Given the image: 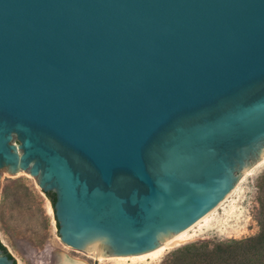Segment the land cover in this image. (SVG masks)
Instances as JSON below:
<instances>
[{
  "label": "water",
  "instance_id": "water-1",
  "mask_svg": "<svg viewBox=\"0 0 264 264\" xmlns=\"http://www.w3.org/2000/svg\"><path fill=\"white\" fill-rule=\"evenodd\" d=\"M263 158L264 0H0V180L63 245L150 252Z\"/></svg>",
  "mask_w": 264,
  "mask_h": 264
},
{
  "label": "rangeland",
  "instance_id": "rangeland-1",
  "mask_svg": "<svg viewBox=\"0 0 264 264\" xmlns=\"http://www.w3.org/2000/svg\"><path fill=\"white\" fill-rule=\"evenodd\" d=\"M250 171L235 186V191L215 209L210 220L189 232L192 235L190 241L166 249L153 259L150 256H128L125 259L107 257L108 260L103 261L90 258L60 242L49 200L37 187L35 178L25 172L9 176L2 171L0 243L16 264H58L64 256L82 264H160L170 252L184 245L239 240L258 233L264 162Z\"/></svg>",
  "mask_w": 264,
  "mask_h": 264
},
{
  "label": "trees",
  "instance_id": "trees-1",
  "mask_svg": "<svg viewBox=\"0 0 264 264\" xmlns=\"http://www.w3.org/2000/svg\"><path fill=\"white\" fill-rule=\"evenodd\" d=\"M262 189L257 234L239 240L184 245L170 252L160 264H264V184ZM46 196L53 205V194ZM0 249L12 258L1 243Z\"/></svg>",
  "mask_w": 264,
  "mask_h": 264
},
{
  "label": "bare ground",
  "instance_id": "bare-ground-1",
  "mask_svg": "<svg viewBox=\"0 0 264 264\" xmlns=\"http://www.w3.org/2000/svg\"><path fill=\"white\" fill-rule=\"evenodd\" d=\"M264 162V158L262 161H260L258 163V165H255V166H259V164H263ZM254 168V167H253ZM251 172V171H249ZM249 172L247 174H249ZM246 174V175H247ZM251 174V173H250ZM245 177V176H244ZM235 191V190H234ZM232 191V192H234ZM220 206V205H219ZM215 212V209L210 212L208 215H206L205 217H203L200 221H198L195 225H193L194 227H190V229H187L185 230L183 233H181L176 239H173V240H170V241H166L165 243L161 244L158 248L150 251V252H147V253H144V254H140V255H133V256H130L131 257H145V256H150L152 257L151 259L153 258H157L159 255H161L164 251H166V249H171V248H175V246L177 247L178 245L180 244H185V242L187 241H190L189 239L191 238L192 235H189V232L191 230H193V228L197 227V226H200L202 223H206L210 220L211 216L214 214ZM88 257L90 258H94L95 260L97 261H103V260H108V258L110 257H104L102 255H98L96 257L95 253H88L87 254ZM112 259L113 258H116V259H125V258H129L128 256H119V257H111ZM110 258V259H111ZM59 264H82V263H79V262H76V261H72L71 259H69L68 257L64 256L62 258V260L60 261Z\"/></svg>",
  "mask_w": 264,
  "mask_h": 264
}]
</instances>
